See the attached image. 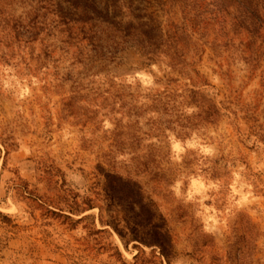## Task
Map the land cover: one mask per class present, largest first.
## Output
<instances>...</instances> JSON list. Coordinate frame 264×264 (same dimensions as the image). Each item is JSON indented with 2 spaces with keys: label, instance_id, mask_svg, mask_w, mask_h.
I'll return each instance as SVG.
<instances>
[{
  "label": "rangeland",
  "instance_id": "obj_1",
  "mask_svg": "<svg viewBox=\"0 0 264 264\" xmlns=\"http://www.w3.org/2000/svg\"><path fill=\"white\" fill-rule=\"evenodd\" d=\"M167 1H151L158 23L182 22ZM219 29L193 33L183 69L125 49L70 106V85L35 61L38 44L0 41V264H123L116 247L133 264L142 249L161 255L147 244L156 225L169 234L164 264H264V68ZM192 87L220 108L214 122L184 99ZM108 174L135 181L151 209L108 198ZM76 197L95 203L79 223L60 212ZM121 205L140 213L141 242L102 225Z\"/></svg>",
  "mask_w": 264,
  "mask_h": 264
},
{
  "label": "trees",
  "instance_id": "obj_2",
  "mask_svg": "<svg viewBox=\"0 0 264 264\" xmlns=\"http://www.w3.org/2000/svg\"><path fill=\"white\" fill-rule=\"evenodd\" d=\"M151 1L0 0V41L11 36L20 48L22 45L38 44L40 49L35 61L41 66L52 64L58 80L62 81L60 86L70 85L71 96L67 106L81 101L85 80L128 48L144 51L149 59H168L173 68L187 67L186 54L192 45L193 33L204 34L206 26L213 22L220 27L218 32L221 37H229V43L234 39L230 38L231 33L243 38L238 51L253 70L264 68V0H168L167 5L180 9L183 21L169 20L165 26L158 23L156 12L151 10ZM17 5L23 9L20 16L17 15ZM9 29L11 33H7ZM63 61L70 62L65 73L60 70ZM185 92L184 99L191 98L206 114V120L214 122L221 116L218 105L205 93L193 87ZM107 178L109 190L114 194L108 198L117 201L123 194L138 201L134 208H139L144 214L151 209L152 206L145 203L143 194L131 178L120 174H108ZM77 198L68 210L60 208V212L71 213L62 216L74 221L73 215L80 216L95 208L94 199L86 198L80 202ZM134 208L130 207L134 213L132 216L129 215L130 210L122 206L117 212L122 218L114 216L116 221L109 222L102 214L100 221L103 226H113L124 240L129 237L141 242L138 229L131 226L135 224L132 217L140 216ZM84 219L87 217L75 221L79 223ZM168 237L163 227L152 226L147 244L161 248V255L152 251L150 256L142 249L134 257L133 264H164L163 257L168 259L171 256L165 251ZM115 249L120 260L126 264L120 248Z\"/></svg>",
  "mask_w": 264,
  "mask_h": 264
}]
</instances>
